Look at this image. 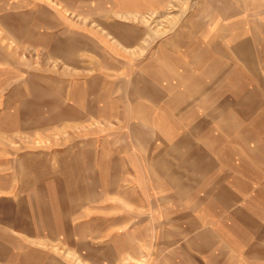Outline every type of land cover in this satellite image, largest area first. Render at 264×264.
I'll use <instances>...</instances> for the list:
<instances>
[{
  "label": "rangeland",
  "instance_id": "1",
  "mask_svg": "<svg viewBox=\"0 0 264 264\" xmlns=\"http://www.w3.org/2000/svg\"><path fill=\"white\" fill-rule=\"evenodd\" d=\"M177 109L178 144L144 122ZM223 111L264 142V0H0V264H264V146L231 143L222 179Z\"/></svg>",
  "mask_w": 264,
  "mask_h": 264
},
{
  "label": "crops",
  "instance_id": "2",
  "mask_svg": "<svg viewBox=\"0 0 264 264\" xmlns=\"http://www.w3.org/2000/svg\"><path fill=\"white\" fill-rule=\"evenodd\" d=\"M131 6L132 5H124V6H122V9H128V8H131ZM102 8H104V6H98L97 5V8L96 9H99V10H103ZM109 8L111 9V10H113L114 8H115V6H112V5H110L109 6ZM231 40V39H230ZM127 42H129L128 40H127ZM243 48V47H242ZM240 49V51L238 52L243 58H244V60L246 61V62H250V63H252L253 62V60H251L250 58H249V56L247 55V53H246V50H245V47H244V49ZM161 54L158 56V61L160 62H162V63H165V66H166V63H168L167 64V67H169L170 68V63H171V59L167 56V54L164 52V50H163V52H160ZM174 61H177V63H178V59H175ZM200 67H202V66H200ZM153 71H150V74L152 73ZM202 72H203V74L202 75H204V76H210V75H213L214 73V75L212 76L213 78H215V77H217L216 78V80L218 79V80H222L221 78H224L225 77V74H226V67L225 66H223V65H221L220 67H218V66H216L215 65V63L210 67V66H207V69H205L204 68V66H203V68H202ZM158 73H161V71H159L158 70ZM152 75V74H151ZM204 76H202V78H200V79H197V80H195V85H191L189 88L188 87H186V90L187 91H185V93L186 94H193L192 95V97L193 96H196L195 94H197L198 92H199V88H200V86H201V82H203L204 81ZM158 78H160V76L158 77ZM153 79H155V80H157V77L155 78V77H153ZM224 80V79H223ZM185 82V81H184ZM183 81L181 82V83H184ZM205 82V81H204ZM193 83V82H192ZM206 84H207V82H206ZM205 84V88H204V90H206L207 88H208V84L206 85ZM143 86H141V89H138V88H135L136 89V93L137 94H146L147 95V93H146V91H148L149 92V94H151V93H153V94H155V93H157V95H156V100L157 99H159V98H161L162 96H160L161 94V89H156L155 88V86H154V88H150V87H148V89L146 88V85L145 84H142ZM189 86V85H188ZM175 90V86H173V85H166L165 86V88H164V91L165 92H167V91H174ZM201 90H202V88H201ZM200 90V91H201ZM160 92V93H159ZM197 92V93H196ZM200 95H201V93H199ZM189 96H191V95H189ZM205 96V95H204ZM191 97V98H192ZM203 97V96H202ZM204 98V97H203ZM155 100V101H156ZM176 101H178L177 99H174V100H172V101H170V103L168 104V105H166V108H168V106L169 107H172V106H176L175 104L176 103H178V102H176ZM157 102V101H156ZM175 109V108H174ZM178 109L173 113L174 114V117L177 119V120H174V119H172V116L171 115H163L162 117H158V119L155 121V120H152V121H150V119H148V117H147V115H146V117H144V122H145V124H148V125H153V126H155V127H157V129L158 130H161V131H163V132H167V133H169L170 132V134L174 137V140L177 142V144H178V138H177V134L176 135H174L173 134V131L174 130H178V115H180L181 117L183 116H185V114L183 113V111L182 110H179L180 112H179V114H178ZM190 119H191V121H193L194 119H195V117H198L199 116V114L198 113H196L194 110L193 111H191V113H190ZM207 116H212V119L213 118H215V115L214 114H210V112H208L207 114H206V119L203 121V123L201 124V125H199V126H197V127H192L191 129H193L192 131H194L195 130V128H198V130L199 129H201L202 127H204V126H208V117ZM228 119V120H227ZM189 119H187V121H188ZM215 120V119H214ZM190 121V120H189ZM227 121H229L228 123H227ZM227 123V124H226ZM231 124V122H230V115L229 114H227L226 113V111H223V112H221V115L219 116V118H217V120H216V126H214V127H212V128H215L216 129V133L213 135V137H212V139L209 137V135L207 134V136H206V134H203V138H210V146H211V144H212V146L213 147H211L210 149H212V151L213 152H217L215 149L216 148H221L222 146H225V143L227 142V144H228V146H227V144H226V146H227V150L224 152V154H223V156H222V158L220 159L221 160V163H223L224 164V166L225 167H223V168H226L227 167V171L228 172H226V173H224V171H223V173H224V175L221 177L222 179H230V175H229V172H231L232 170L235 172V170H238V168H236V167H231V164H232V157H230L231 156V151H232V144L231 143H236V144H238V145H243V147H244V149H246L244 152H245V154H247V156H251V157H253V158H255V159H257V157H258V159L260 158V156H258L259 155V153H258V149H261V147H263L264 146V142L262 141V139H260L259 137H258V135L256 134V132H254L253 133V131H251V129H248V130H245V135H243V131L242 130H240V128L238 127V125H236L235 124V126L233 125H230ZM189 125H190V123H189ZM192 126H195V125H192ZM232 127H235V128H237L236 130H237V135H231L232 134V132H234L235 130H233L230 134H228L227 132L229 131V129L230 128H232ZM202 130V129H201ZM191 131V132H192ZM203 131V130H202ZM219 131H221V132H219ZM234 133H236V132H234ZM213 134V133H212ZM256 137H258L259 139H257ZM251 138L253 139V138H255V142L257 143L256 144V148L257 147H259L258 149H256L255 148V150H250L251 149V147H250V143H248V142H250L251 141ZM208 141H209V139H208ZM240 142V143H239ZM190 141H189V139H187V138H184V139H182V141H180V145L183 147L184 145L185 146H190ZM191 146L193 147L194 146V144H192L191 143ZM232 148V149H231ZM264 148V147H263ZM193 153V152H192ZM216 154V153H215ZM240 151H238V155L240 156ZM260 154H261V152H260ZM192 157H194V154H192ZM196 157H197V163L198 164H200L202 161H204L203 159H204V157L203 156H201L199 153H197V155H196ZM201 162H200V161ZM234 162V161H233ZM252 162H254V160L252 159ZM244 164H247V167H245V165H244V167L243 168H246V169H248L249 171H255V170H253L252 168H251V166L250 165H248V163H250V162H243ZM214 164H215V162H214V160L213 161H211V162H207V166H209V165H212V166H214ZM225 164H227V165H225ZM233 165H234V163H233ZM203 166V165H202ZM207 168L208 167H206V170H207ZM162 170H164L163 168H162ZM203 171V170H202ZM249 173H251V172H249ZM81 177V176H80ZM210 178H213V176H209ZM250 177V176H249ZM206 178H208V177H206ZM81 180H83V178L81 177ZM84 187V189H85V191H87V192H89V195L87 194V193H85L84 194V201H86L87 200V198H89V197H91V199H93V198H96L97 197V194H96V192H95V188H96V185H95V187H94V189H93V191L95 192V193H92V189H89V188H87V187H85V186H83ZM82 187V188H83ZM112 189H113V184H106L105 186H103L102 187V191H107V192H111L112 191ZM246 189H248V187L247 186H245L244 187V190H246ZM225 191V188H224V190H223V192ZM226 191H228V190H226ZM215 192H213L211 195H213V196H215V197H213L212 196V198H216L217 199V201H216V203L217 204H219V206L220 207H223L222 208V210H223V212H224V214H226L227 213V210H228V206H229V204L230 203H232L235 199H234V197L233 196H230V195H228V194H218L217 195V193H215ZM263 197H264V193H263ZM262 199V202H261V204H264V199L263 198H261ZM214 201H215V199H214ZM236 201V200H235ZM214 204H215V202L212 204V206H210V212L212 213V215H213V207H216V206H214ZM254 207H258V204H255L254 205ZM117 223H118V221H117ZM111 224H115V223H113L112 221H111ZM211 224V223H210ZM47 226V225H46ZM234 231H239V234L241 235L242 234V230L240 229V227H234ZM208 234L210 235V236H212V237H216V234H214L213 232H211V233H209L208 232ZM66 241V240H65ZM211 241H212V239H211ZM68 243H70L69 241H68ZM126 253L127 252V248L125 249V246L124 245H121V246H118V248H117V250H116V253H117V255H118V260H117V264H119L118 262H119V259H121V258H119V254H121V253ZM128 253H126V255H127ZM116 255V256H117ZM128 256H129V254H128ZM124 259V258H123ZM126 261H127V259H125ZM124 260V261H125ZM126 263V262H125ZM113 264H114V262H113Z\"/></svg>",
  "mask_w": 264,
  "mask_h": 264
}]
</instances>
